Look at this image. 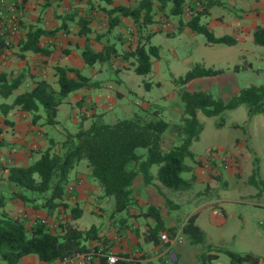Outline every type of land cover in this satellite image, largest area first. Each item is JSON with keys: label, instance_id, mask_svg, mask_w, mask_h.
I'll list each match as a JSON object with an SVG mask.
<instances>
[{"label": "trees", "instance_id": "16d2710c", "mask_svg": "<svg viewBox=\"0 0 264 264\" xmlns=\"http://www.w3.org/2000/svg\"><path fill=\"white\" fill-rule=\"evenodd\" d=\"M86 1L94 7L91 0ZM99 1L105 4H100L99 8L104 10L107 16L106 32L122 24L121 17L131 18L139 29L140 25L152 22L155 13L163 12L167 16H177L180 26L204 33L208 43L222 42L231 45L236 41L229 35H215L211 27L202 20V17L208 14L209 6L218 0H136L126 5H111V0ZM185 8L188 9V17L182 20ZM78 22L82 31L88 30L87 20L82 16L78 17ZM59 28L43 29L36 24L26 25L24 36L18 40L20 50L48 53L47 48L38 44L39 39L43 35H55ZM144 42L139 35L133 48L118 50L113 44H105L100 50H96L86 39L80 54L86 64L96 61L111 64L113 55L118 54L128 63H134L135 71L144 73L149 69L150 55L156 53L155 45L146 46ZM253 42L256 45H264V25L259 24L254 29ZM5 45H9V42L0 34V52ZM233 69H239L238 64L233 65ZM219 71L220 69L194 63L183 76L174 78L173 82L179 86L182 102L180 135L166 150L161 149L160 138L168 124L156 107L135 112L128 118L116 119L111 123L103 122L102 114H94L86 126L79 123L74 132L66 131L59 148H55V141L50 140L44 149L37 151L38 156L29 165L5 166L6 179L13 186L10 196L19 198L24 205H30L34 209L44 208L47 215L57 211L58 206L66 208V184L71 170L81 159L86 161L90 177L99 182V196L113 199L112 213L134 205L132 184L137 175H141L144 184L151 183L153 164L158 166L157 179L162 186L172 190L187 189L194 176L185 179L182 173L189 169L185 163L187 157H192L189 145L197 138L202 128L197 116L199 110L205 115H214L244 104L249 115L264 114V82L241 87L228 101L205 90L188 91L182 88L195 76L211 75ZM54 75L56 89L44 79L34 80L31 87L15 93L10 102H0V115L10 108L17 107L31 113V123L41 121L42 124H54L58 107L70 91L95 88L99 85L97 81H92L90 76L70 65H55ZM20 80L19 75L7 78L6 73L0 71V95L8 96ZM1 143L0 140V145ZM3 202L1 195L0 209ZM167 202L168 200H165V203ZM143 213L149 215L153 222L144 235L146 239L158 243L161 233H166L169 238H173L177 233V227L165 226L159 208L155 205L147 204ZM79 214V208L70 207L71 218ZM56 225L57 228H52L43 218H34L26 225L23 217L11 215L1 209L0 264H25L20 259L26 255H35L43 264H60L58 260L75 250L88 248L90 241L105 244L107 231L100 226H86L71 219L57 220ZM182 231L190 244L204 243V232L194 221V215L186 218ZM206 245L207 247L197 255L198 264H207L219 251L228 257V264H264L262 255L214 247L210 243ZM88 264L110 263L105 257H100ZM112 264L139 263L118 258Z\"/></svg>", "mask_w": 264, "mask_h": 264}, {"label": "rangeland", "instance_id": "374dc122", "mask_svg": "<svg viewBox=\"0 0 264 264\" xmlns=\"http://www.w3.org/2000/svg\"><path fill=\"white\" fill-rule=\"evenodd\" d=\"M126 1L132 3L136 0ZM92 2L99 11V5L104 4L97 0ZM263 5L261 0H219L218 3L209 6V12L202 17V20L206 21L215 35L232 37L237 35V40L231 45L222 42L208 43L204 33L191 32L185 27L180 29L177 16H167L163 12L155 13L154 20L146 25H140L139 29L132 24L136 34L144 39L146 46L150 44L156 46V53L149 57L147 72L135 71L134 63H129L127 67L123 65L115 70L106 62L96 61L93 64H86L80 71L90 76L92 81L101 82V85L98 88L76 90L99 93V90L106 88L113 92L114 95L106 97L105 106L96 108L97 113H103L102 120L105 123L128 118L135 112L150 110L154 106L170 124L179 115L181 105L179 86L174 84L173 80L183 76L194 63L220 69V72L197 76L196 80L185 83L182 86L184 89H194L198 84H212V80L213 83L220 79L225 80L227 76H230L229 73L234 74L237 80L241 78L245 82L249 81L258 85L264 80V45H256L253 42V31L259 24L264 25ZM253 9L255 10L249 11ZM182 16H188L187 8ZM103 30L102 32H106V29ZM110 34L114 38L118 33L112 30ZM113 61L112 66H114ZM127 63L126 61L125 64ZM235 64L239 66L238 77L233 72ZM208 86L214 88L212 85ZM73 95L72 90L59 105L55 125L43 124L45 134L56 139L55 148H59L60 142L64 140V132L67 130L74 132L80 120L82 126L88 124L89 119L82 122L87 116L82 117L81 110L69 101L68 98ZM85 106L83 111L88 114L89 105ZM198 117L202 128L195 141L189 145V150L196 157L205 156L220 149L224 151L234 146L235 150L237 149V152L241 154V161L251 167L250 170L238 171L235 177H228V185L221 184L219 187H208L202 190L205 197L217 192L215 196L232 199L231 201L218 200V206L210 204L199 209L196 221L205 232V241L211 242L212 246L264 256V114L249 115L246 106L239 104L233 109H226L214 115H205L199 111ZM165 145L167 146L168 143ZM31 162L30 160L29 163ZM76 167L89 171L84 159H81ZM157 170V165L153 164L151 171L156 176ZM182 175L188 177L190 173L185 171ZM92 180L101 193L99 182L93 178ZM163 189L168 199L180 203L179 208L170 209V211H174L173 214L178 215L179 220H182L194 205L189 197L190 192L164 187ZM69 200L72 201L71 198ZM95 200V206L89 207L94 213L84 211L78 222L86 226L93 224L100 226L108 233L112 229L108 221L112 218L115 230L118 226L115 223L116 218L125 215L127 209L112 213L113 199L111 197L100 196ZM211 207H214L213 212L210 211ZM65 212L57 213L56 219L50 223L52 228H57V220H66L68 211ZM114 232L118 233L117 230ZM105 246L103 244V248H107ZM149 264L158 263L152 261ZM208 264H228V257L219 251Z\"/></svg>", "mask_w": 264, "mask_h": 264}, {"label": "crops", "instance_id": "0c3cea01", "mask_svg": "<svg viewBox=\"0 0 264 264\" xmlns=\"http://www.w3.org/2000/svg\"><path fill=\"white\" fill-rule=\"evenodd\" d=\"M98 1L99 0H97V2ZM195 1L197 2L198 0ZM218 2L219 0L214 3ZM18 3L21 11L19 18L21 31L16 36L6 38L9 45H5L0 52V71H4L7 78L19 75L21 76V80L8 96L3 97L0 95V102H10L15 93L28 89L33 85L34 80L37 79L46 80L56 89L54 66L70 65L78 68L80 71V69L86 65L80 54L86 39L89 40L91 47L96 50H100L105 44H113L118 50L133 48L138 40L135 23L129 17H121L122 24L116 25L102 34V31H104L103 29L106 28L107 16L104 10L100 9L99 11L95 7H91L86 0H18ZM128 3L129 2H125V0H111V5H126ZM261 3L264 4V0H261ZM92 5H94L93 2ZM254 10L255 9L249 11ZM79 16L87 20L86 27H89L88 30L82 31L78 22ZM187 17L188 16H184L182 20H185ZM28 24H36L43 29L60 27L55 35H43L39 39L38 44L41 47L47 48L49 50L48 53L20 50L18 40L19 37L24 36L26 30L25 26ZM132 24H134L135 28ZM128 27L131 28V39L128 38ZM184 27L191 32L193 31L187 26L179 25L180 29H184ZM112 30L118 33L114 38L110 34ZM233 38L237 40L238 36L234 35ZM113 58L114 66H112V64H107L115 70L120 69L123 65L127 67L129 64H125L126 61L120 58L118 54L113 55ZM233 72L236 74V77H238L239 69ZM69 74H71V72H69ZM228 75L230 76H227L225 80L220 79L216 83H213L212 80V84H198L194 89L188 91L201 89L211 92L214 96L221 97L224 101H228L239 92L241 87L252 84L249 81H243L244 79L241 80V78L237 80L232 73ZM196 77L197 76L190 81L196 80ZM262 82H264V80ZM98 83L99 87L101 82ZM208 85H212L214 88ZM73 93L74 95L68 99L75 107L81 110L80 113L82 117L87 116L82 122L87 119L91 120L94 114H102L103 118V113H97L96 108L105 106L107 103L106 97L114 95L113 92L110 90L108 91L106 88L99 90V93L78 92L76 89L73 90ZM86 104L89 105L88 114L83 111ZM178 112L179 115L175 121L170 124L167 123V128L161 135L160 146L162 150H166L170 147L180 135L179 119L182 112V102ZM31 117V113L25 112V110L17 107L10 108L5 114L0 115V140L2 141L0 145V196L2 195L4 200L1 209L11 215L23 217L26 225L30 224L34 218H43L45 223L51 226L50 223H52V220L55 219L59 211H66L65 213L68 211V215L65 219L78 222L80 215L84 211L94 213L89 207L95 206V199L100 197V191L90 177L89 171H85L81 167H76L79 162L75 165L73 171L70 172L71 182L69 181V185H66V190L68 191L66 197H69V199L71 198L72 201L66 199V208L58 206V210L53 211L51 215H47L44 208L34 209L30 205H24L19 198L10 196L9 194L13 186L11 182L6 179L7 168L5 166L12 164L29 165L30 160L33 162L38 156L37 151L44 149L49 144L50 140L56 141L52 136H47L45 134L43 128L44 123L42 124L41 121L31 123ZM56 122L49 125H55ZM67 131L70 132L72 130ZM166 143H168L167 146L165 145ZM220 150L198 157L190 151L192 157H187L185 159V163L189 166L186 172H189L190 176H182L185 179H190L194 176V179L191 180V185H189L187 189L177 191H189V197H191L190 199L194 202V205L182 220H179L178 215L175 216L173 214L174 211H170V209L179 208V206H181L180 203L174 202L165 196L164 186L161 185L156 174L152 172V182L147 184L143 183L141 175H137L134 184H132L135 203L127 209L125 215L116 218L117 220L115 223H117L118 226L115 230H117L118 233H115L113 229L115 226L114 220H112V218L109 219L108 224L111 225L110 227L112 229L109 230L108 233L106 232L108 240L105 242V247L108 248L101 249L121 258L127 257L130 253L136 251L140 258L139 264H149L152 261L158 264H198L197 255L207 244L205 241V232L196 221L199 209L210 204L218 206V200H232L226 197L215 196L217 192L212 196L205 197L203 196L202 190L208 187H219L221 184L223 186L228 185V177H235L237 172L242 169H251L246 162L241 161V154L239 151L237 152V149L235 150L234 146H230L229 149H225L224 151ZM165 200H168V202L165 203ZM147 204H153L158 207L165 226H175L177 227V231L182 230V225L188 216L194 215V221L204 232V243L190 244L185 238L182 242L174 241L173 238H170V241H164L159 238L158 243L146 239L144 235L148 227L153 223L151 217L143 213ZM71 206L79 208V216L75 218L70 217ZM213 210L214 207H211L210 211L213 212ZM93 242L94 241L88 242L89 248L103 247V243L97 241L95 243ZM208 243L212 244L211 242ZM131 246L133 247L130 248ZM20 260L25 264H43L37 260L35 255L22 256Z\"/></svg>", "mask_w": 264, "mask_h": 264}, {"label": "built area", "instance_id": "2783aa9c", "mask_svg": "<svg viewBox=\"0 0 264 264\" xmlns=\"http://www.w3.org/2000/svg\"><path fill=\"white\" fill-rule=\"evenodd\" d=\"M20 8L18 0H0V34H3L6 38L16 36L20 33ZM128 38L131 39V28L128 27ZM70 177L68 179L69 185ZM160 239L164 241H170V238L166 233L160 234ZM174 241L182 242L184 240V234L182 230H178L173 237ZM98 248V249H95ZM103 247H88L86 249L75 250L72 253L64 256L58 262L60 264H88L91 261H97L100 257H105L106 261L110 264L114 263L116 259L121 258L113 255L109 252L103 251ZM126 260L139 262L140 258L136 251L130 253L127 257H122Z\"/></svg>", "mask_w": 264, "mask_h": 264}]
</instances>
